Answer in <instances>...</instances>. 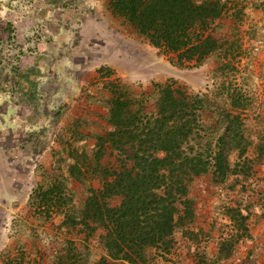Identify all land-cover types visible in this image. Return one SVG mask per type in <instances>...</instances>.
Segmentation results:
<instances>
[{"label": "rangeland", "instance_id": "374dc122", "mask_svg": "<svg viewBox=\"0 0 264 264\" xmlns=\"http://www.w3.org/2000/svg\"><path fill=\"white\" fill-rule=\"evenodd\" d=\"M223 1L227 9L210 30L217 48L199 65H182L116 14L112 0H0V264H95L107 257L104 228L85 218L88 198L92 190L103 197L114 174L133 164L136 151L108 136L97 141L96 150L105 147L97 157L76 147L63 151L56 118L65 110L59 103L67 82L62 78L60 95L51 96V83L42 88L31 78L36 54L40 69L52 75L56 33L64 27L75 39L85 30L90 48L80 51L95 65L111 57L115 69L99 68L108 79L124 72L112 80L113 99L128 98L133 112L156 113L160 88L172 81L201 96L191 144L211 162L221 136L235 127L243 136L225 144V176L210 165L183 180L193 217L184 218L179 205L170 250L148 248L137 264H264V0ZM47 152L56 160L50 168ZM53 185L63 188V204L49 210L40 192ZM105 200L119 206L122 196Z\"/></svg>", "mask_w": 264, "mask_h": 264}, {"label": "trees", "instance_id": "16d2710c", "mask_svg": "<svg viewBox=\"0 0 264 264\" xmlns=\"http://www.w3.org/2000/svg\"><path fill=\"white\" fill-rule=\"evenodd\" d=\"M227 5L223 0H112L116 14L125 17L155 47L177 54L182 65L191 61L199 65L217 48L210 30ZM125 98L119 93L112 101L110 122L115 129L108 137L114 145H128L136 152L133 164L114 174L103 197L92 190L88 198L85 218L104 228L108 252L95 264H112L113 260L137 264L148 248L169 251L179 205L184 206V218L194 215L183 180L207 172L210 165L215 175L225 176L230 169L225 144L241 143L237 138H243L236 127L230 129V135L221 136L212 164L191 144L200 128L201 96L176 81L168 82L160 88L158 110L153 114L133 112ZM175 178L180 179V185ZM62 193L61 186L42 189L41 205L50 210L58 202L63 204ZM113 194L122 196L119 206L105 200Z\"/></svg>", "mask_w": 264, "mask_h": 264}, {"label": "crops", "instance_id": "0c3cea01", "mask_svg": "<svg viewBox=\"0 0 264 264\" xmlns=\"http://www.w3.org/2000/svg\"><path fill=\"white\" fill-rule=\"evenodd\" d=\"M108 24L111 26L112 23L108 22ZM72 33V28L67 27L59 29L56 33V50L51 68L52 75L44 74V70L40 69L41 65L37 64L39 56L36 54L31 79H33L32 83L34 85L41 83L42 88L45 83H48L45 86L51 83V96L60 95L62 78L67 82V95L63 96L61 101L59 100V107L65 110L61 111L60 116L56 118L58 129L61 131L63 139H65L62 143L63 151L68 148V153H70L76 147L82 152L96 151L95 155L97 157V155L105 152L104 146L96 150L97 141L106 139L108 133L115 129L110 123V109L113 100L112 80L114 77H123L125 74L118 69L117 74L108 79L109 76L102 74L99 68L103 65L115 69L116 66L108 62L111 57L105 58L100 66L95 65L89 54L80 51V46L83 45L90 48L88 40H86L85 30L83 29L82 36L80 35L76 39V36ZM65 47L68 50V55H64L62 51ZM102 48L107 50L105 46H102ZM48 78L51 80L48 81ZM55 106L50 109H57ZM66 142H68V145ZM44 156V162L50 168L56 160L51 153H44ZM78 169L85 173L93 172L92 169L85 167ZM119 262L121 261L115 263Z\"/></svg>", "mask_w": 264, "mask_h": 264}]
</instances>
